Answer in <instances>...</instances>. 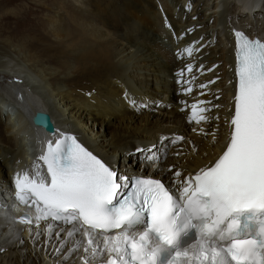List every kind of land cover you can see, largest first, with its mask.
Listing matches in <instances>:
<instances>
[{"label":"bare ground","instance_id":"6f19581e","mask_svg":"<svg viewBox=\"0 0 264 264\" xmlns=\"http://www.w3.org/2000/svg\"><path fill=\"white\" fill-rule=\"evenodd\" d=\"M55 1V9L63 10V1ZM184 1L79 0L70 12H62L67 23L50 19L53 44L12 47L0 42V75H8L6 61L12 59L16 68L9 76L30 96L23 103L17 97L11 104L0 100V114L7 111L5 122L0 115V234L5 233L0 264L38 263L31 250L35 253L38 236H43L40 228L48 223L41 221L39 229L33 223L30 231L28 225L5 219L28 212L15 201L10 184L17 173H35L38 144L49 137L29 124L31 111L46 112L58 132L78 136L119 174L161 179L171 188L176 187L170 184L174 171H181L183 179L217 158L231 108L235 54L229 29L240 26L242 16L251 17L264 35V0ZM199 101L208 102L200 106L210 109L204 113L209 119L193 131L195 121L190 123L189 116ZM180 136L188 139L171 142ZM146 144L150 151L140 158L155 160L138 163L133 153ZM166 146L169 154L157 157ZM53 227L66 232L71 226L56 222ZM44 239L40 252L46 246L43 257L53 259L57 251L50 244L56 242L51 237L48 246ZM24 245L31 248L27 253H21ZM81 254L82 249L74 259L59 255L56 262L80 264ZM49 260L44 263H55Z\"/></svg>","mask_w":264,"mask_h":264},{"label":"snow or ice","instance_id":"6c2138e0","mask_svg":"<svg viewBox=\"0 0 264 264\" xmlns=\"http://www.w3.org/2000/svg\"><path fill=\"white\" fill-rule=\"evenodd\" d=\"M233 35L234 108L229 139L214 162L183 179L174 171L173 189L161 179L121 175L61 133L37 158L46 174L15 175L14 199L28 212L5 219L30 231L46 221L48 234L56 222L71 225L67 238L82 239L68 251L82 249L80 264H264V42L235 29ZM205 103L191 106L190 123L209 119ZM47 122L42 113L34 116L38 126Z\"/></svg>","mask_w":264,"mask_h":264},{"label":"rangeland","instance_id":"374dc122","mask_svg":"<svg viewBox=\"0 0 264 264\" xmlns=\"http://www.w3.org/2000/svg\"><path fill=\"white\" fill-rule=\"evenodd\" d=\"M62 1H63V4H65V7H64L65 10L58 9L60 10L59 12L58 10L55 9V7L57 6V4L54 3L56 2L55 0H0V42L5 41L4 44L6 46H8L9 44H13L12 47L19 43H30V44L33 43L32 46L40 45L41 43L53 44V37L51 36V33H50V30H51V26L49 23L50 19L53 17H60L61 19H63V23H67L69 21L67 19L68 17L65 16L63 13H65L66 11L70 12L71 7L73 6L75 7L78 4H80L79 0H77V2L76 0H62ZM186 1L187 0H185L184 2ZM191 1L193 0H190V2ZM205 13L208 15L209 12L206 10ZM211 38L214 39L215 36L213 35V37ZM11 52H12L11 54L14 56L15 55L14 51H11ZM6 57L4 59H6ZM6 62H7V65H9L8 68L9 67L10 69L16 68L15 62L12 59L9 58L8 61ZM48 64L54 65V63L50 61H48ZM10 69H8V72H9L8 75H3V76L0 75V100H3L5 98L9 101L8 104H11L10 102L14 100V97H17L23 103L24 99H28V97L30 98V96L27 93V91H24L23 86H21L22 84L20 85V83H18V79H16V77L9 76L11 72L9 71ZM8 85L10 87L11 86L13 87L10 88ZM12 91H13V95H12ZM4 113L0 114L3 122H5V116L7 115V111ZM2 121L0 124L1 127L3 125ZM198 126L199 125L195 122L192 129H197ZM170 137L171 136L169 135L168 138ZM183 139L187 140L188 137H185V138L183 137ZM147 145L148 144H146L145 146H141V147L145 148ZM169 148H170L169 146L164 147V149L159 151L157 157L162 153H163L162 154L163 157L168 155ZM133 155L134 157H138V160H137L138 163L142 162L143 159L140 158V154H137L136 152H134ZM130 160H133V159L131 158ZM46 227L47 225H44L43 228H40V233L43 236L42 238H40L41 235L38 236V244L34 248L35 253H33V251L31 250V256H33L35 260L37 257L40 258V261L36 264H45L49 260L48 258L43 257L46 246L43 248V251L40 252L41 241H43L45 237L47 238L44 239V242L46 240L45 243L48 246L51 245L50 248H53L54 252L57 251L56 255L58 256V258H59V255L60 256L68 255L74 259L77 253L80 252V249L77 250L76 252H71V253L68 251V249L74 246V242L75 240H77V238L69 239L67 238L66 232L64 230L60 232V230L54 227L52 229V233L48 234L45 231ZM57 233H59V235H57ZM4 237H5V233L3 232L0 234V238L3 239ZM51 237L54 238V241L57 244L55 243L53 245L54 242L51 243L50 245L48 244L49 238ZM61 238H62L61 241L58 240ZM25 247L26 246L24 245L23 249L21 250V253H23L24 250H25L24 253H27L31 249L29 247L25 249ZM56 255L54 256L53 259L51 258L52 260L50 259L49 261L51 262L53 261L57 264L60 258L58 259ZM22 260H23V257L19 259L20 262H22Z\"/></svg>","mask_w":264,"mask_h":264},{"label":"water","instance_id":"95a60500","mask_svg":"<svg viewBox=\"0 0 264 264\" xmlns=\"http://www.w3.org/2000/svg\"><path fill=\"white\" fill-rule=\"evenodd\" d=\"M37 113H40V112H36L34 113L31 118H30V121L32 123V125L35 127V128H40L39 130H42L43 132L45 133H51L53 132V126H52V123H51V120L49 118V116L46 114V113H42L44 114L47 118H48V122L47 124L43 125V126H38L36 123H34V116L37 114Z\"/></svg>","mask_w":264,"mask_h":264}]
</instances>
